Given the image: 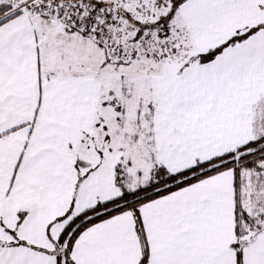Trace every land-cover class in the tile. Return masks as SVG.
Segmentation results:
<instances>
[{
  "label": "snow or ice",
  "instance_id": "1",
  "mask_svg": "<svg viewBox=\"0 0 264 264\" xmlns=\"http://www.w3.org/2000/svg\"><path fill=\"white\" fill-rule=\"evenodd\" d=\"M0 264H264V0H0Z\"/></svg>",
  "mask_w": 264,
  "mask_h": 264
}]
</instances>
